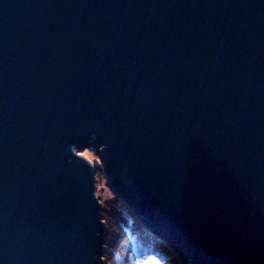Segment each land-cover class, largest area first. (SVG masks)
<instances>
[{
	"label": "water",
	"instance_id": "95a60500",
	"mask_svg": "<svg viewBox=\"0 0 264 264\" xmlns=\"http://www.w3.org/2000/svg\"><path fill=\"white\" fill-rule=\"evenodd\" d=\"M86 148L181 264H264V0H0V264H103Z\"/></svg>",
	"mask_w": 264,
	"mask_h": 264
},
{
	"label": "rangeland",
	"instance_id": "374dc122",
	"mask_svg": "<svg viewBox=\"0 0 264 264\" xmlns=\"http://www.w3.org/2000/svg\"><path fill=\"white\" fill-rule=\"evenodd\" d=\"M97 169L95 174V195L101 206L103 223V264H181L173 253L140 226L135 215L106 185L100 170L96 153L86 148L79 152ZM151 258H156L154 261Z\"/></svg>",
	"mask_w": 264,
	"mask_h": 264
},
{
	"label": "snow or ice",
	"instance_id": "6c2138e0",
	"mask_svg": "<svg viewBox=\"0 0 264 264\" xmlns=\"http://www.w3.org/2000/svg\"><path fill=\"white\" fill-rule=\"evenodd\" d=\"M156 258H151L152 261H154ZM144 264H150L149 261H145Z\"/></svg>",
	"mask_w": 264,
	"mask_h": 264
},
{
	"label": "bare ground",
	"instance_id": "6f19581e",
	"mask_svg": "<svg viewBox=\"0 0 264 264\" xmlns=\"http://www.w3.org/2000/svg\"><path fill=\"white\" fill-rule=\"evenodd\" d=\"M148 235H149V234H148ZM149 236H150V235H149ZM151 237H152V236H151ZM151 240L154 241V242H156V240H155L153 237L151 238Z\"/></svg>",
	"mask_w": 264,
	"mask_h": 264
}]
</instances>
